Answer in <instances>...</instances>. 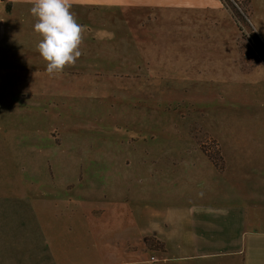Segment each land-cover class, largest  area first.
Returning a JSON list of instances; mask_svg holds the SVG:
<instances>
[{"label": "rangeland", "instance_id": "374dc122", "mask_svg": "<svg viewBox=\"0 0 264 264\" xmlns=\"http://www.w3.org/2000/svg\"><path fill=\"white\" fill-rule=\"evenodd\" d=\"M91 1L67 2L80 56L27 99L47 116L0 127V264H264V0ZM211 200L243 206V255L130 237L133 202Z\"/></svg>", "mask_w": 264, "mask_h": 264}, {"label": "crops", "instance_id": "0c3cea01", "mask_svg": "<svg viewBox=\"0 0 264 264\" xmlns=\"http://www.w3.org/2000/svg\"><path fill=\"white\" fill-rule=\"evenodd\" d=\"M69 1L85 7L92 3L91 0ZM7 2L11 3V9H7ZM32 4L33 0H0V127L12 124L14 121L10 123V119L13 115L20 119L47 116L46 112L28 111L30 106H40L27 100L30 94L39 91V85L49 87L42 91L44 94H51V97L54 94L55 74L50 75L46 71V61L35 47L41 37L33 30L36 18L30 12ZM11 84L21 86V95L11 97V92L7 90L14 88ZM6 137L0 133V150L7 142ZM144 206L139 202L132 203L129 210L132 216L134 213L139 218L148 215L149 223L146 228H135V234L130 237H135L137 243L144 245L145 237L162 245L148 244V250L192 249L207 256L245 253L247 246L244 249L241 240L238 242L230 238L233 229L242 233L245 230L241 227L246 215L240 203L220 204L211 200L179 208L149 205L147 211L150 214L144 213ZM259 246L263 248L262 244Z\"/></svg>", "mask_w": 264, "mask_h": 264}, {"label": "clouds", "instance_id": "9594fccd", "mask_svg": "<svg viewBox=\"0 0 264 264\" xmlns=\"http://www.w3.org/2000/svg\"><path fill=\"white\" fill-rule=\"evenodd\" d=\"M33 30L40 35L36 50L46 61V71L59 73L80 56L81 26L69 11L67 0H33Z\"/></svg>", "mask_w": 264, "mask_h": 264}, {"label": "trees", "instance_id": "16d2710c", "mask_svg": "<svg viewBox=\"0 0 264 264\" xmlns=\"http://www.w3.org/2000/svg\"><path fill=\"white\" fill-rule=\"evenodd\" d=\"M3 1H6V0H3ZM7 9H11V3L10 2H7Z\"/></svg>", "mask_w": 264, "mask_h": 264}, {"label": "built area", "instance_id": "2783aa9c", "mask_svg": "<svg viewBox=\"0 0 264 264\" xmlns=\"http://www.w3.org/2000/svg\"><path fill=\"white\" fill-rule=\"evenodd\" d=\"M153 259H154V257H153Z\"/></svg>", "mask_w": 264, "mask_h": 264}]
</instances>
